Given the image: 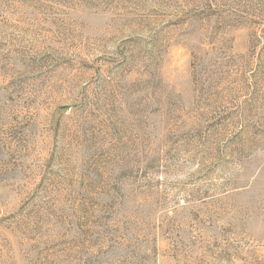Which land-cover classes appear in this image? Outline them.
I'll return each mask as SVG.
<instances>
[{"label": "rangeland", "instance_id": "1", "mask_svg": "<svg viewBox=\"0 0 264 264\" xmlns=\"http://www.w3.org/2000/svg\"><path fill=\"white\" fill-rule=\"evenodd\" d=\"M0 264H264V0H0Z\"/></svg>", "mask_w": 264, "mask_h": 264}]
</instances>
